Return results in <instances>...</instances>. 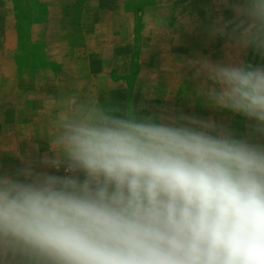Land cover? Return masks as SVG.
I'll list each match as a JSON object with an SVG mask.
<instances>
[{
    "label": "clouds",
    "instance_id": "9594fccd",
    "mask_svg": "<svg viewBox=\"0 0 264 264\" xmlns=\"http://www.w3.org/2000/svg\"><path fill=\"white\" fill-rule=\"evenodd\" d=\"M230 6L211 35L264 57V0ZM198 64L197 95L264 134V65ZM48 103L42 163L71 175H0V264H264V144L211 119Z\"/></svg>",
    "mask_w": 264,
    "mask_h": 264
},
{
    "label": "rangeland",
    "instance_id": "374dc122",
    "mask_svg": "<svg viewBox=\"0 0 264 264\" xmlns=\"http://www.w3.org/2000/svg\"><path fill=\"white\" fill-rule=\"evenodd\" d=\"M48 2L53 8L50 38L35 42L30 35L31 27L46 18L49 13L47 5L41 0H0V3L10 8L11 25L7 37H10L11 52L20 65L58 68L61 64L53 60L55 54L61 56L68 52L73 54L84 52L87 56L84 65L87 67L97 66L96 56L105 60L104 67L107 70L113 68L115 64L118 66V74H107L108 86L112 85L116 78L118 80L130 78L127 73L131 62L144 70L155 67V70L164 73L166 80L175 85H179L182 74L186 72L190 93L188 99L191 100L194 99L192 93L195 94L203 80V76L196 75L199 61L204 59L211 62L243 61L253 65H264V57L254 50L231 47L227 37L211 35V29L218 17H223L225 21L233 19L234 12L230 6L233 0L227 5L223 0ZM93 4L97 8L100 5V8L96 11H87L86 8ZM6 11L5 8V13ZM64 14L68 18L62 21ZM3 19V10L0 8V22ZM1 23L0 37L3 35ZM69 37L76 40L70 42L67 40ZM87 38L99 41H82ZM102 38H106V41ZM114 39L118 41L115 42ZM152 52L156 54L153 55ZM140 78V81L146 83L145 73ZM110 95L112 98H118L115 90L108 91V98ZM123 97H126V93ZM198 102H203L207 106L202 99ZM217 109L220 114L212 120L224 125L236 138L241 139L248 118L237 113L232 116L230 113L221 114V110L225 109ZM55 171L57 174V169Z\"/></svg>",
    "mask_w": 264,
    "mask_h": 264
},
{
    "label": "crops",
    "instance_id": "0c3cea01",
    "mask_svg": "<svg viewBox=\"0 0 264 264\" xmlns=\"http://www.w3.org/2000/svg\"><path fill=\"white\" fill-rule=\"evenodd\" d=\"M41 1L47 5L49 13L44 20L34 23L31 27L30 35L35 42L48 40L52 28L53 8L48 2L50 0ZM0 8L4 17L2 23L0 22L3 28V35L0 37V175L15 176L17 170L26 165H30L36 172L57 175L54 168L42 163L45 155L49 157L54 155L48 142L51 119L48 102L53 98L96 99L104 105L118 106L122 109L135 108L139 115L157 118L161 116L179 118L181 115H189L212 120L220 114L217 108L198 102L201 98L197 95V89L195 94L192 93L194 99H188L190 93L186 72L182 74L179 85H175L166 80L164 73L155 70V67L144 70L131 62L127 73L130 78L121 80L116 78V81L108 86L107 74H118V66L115 64L113 68L107 70L104 67L105 60L96 56L97 66L87 67L84 65L87 57L84 52L53 55V60L61 64L58 68L20 65L11 52L10 37H7L11 25L10 8L4 3H0ZM99 8L100 5L97 8L93 4L86 10L96 11ZM66 17L68 18L66 14L62 15V21ZM102 39L106 41V38ZM67 40L73 42L76 39L69 37ZM82 41L96 42L99 39L87 38ZM144 73L146 83L140 81ZM110 90H115L118 98H112V95L108 98ZM123 91L126 93L125 98ZM221 112L230 113L231 116L234 114L226 109ZM241 139L264 144V134L257 132L255 122L249 119L246 120Z\"/></svg>",
    "mask_w": 264,
    "mask_h": 264
},
{
    "label": "built area",
    "instance_id": "2783aa9c",
    "mask_svg": "<svg viewBox=\"0 0 264 264\" xmlns=\"http://www.w3.org/2000/svg\"><path fill=\"white\" fill-rule=\"evenodd\" d=\"M57 175L58 176H64V175H71L70 173H66L63 169V167H61L59 170H57Z\"/></svg>",
    "mask_w": 264,
    "mask_h": 264
}]
</instances>
